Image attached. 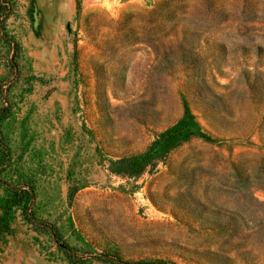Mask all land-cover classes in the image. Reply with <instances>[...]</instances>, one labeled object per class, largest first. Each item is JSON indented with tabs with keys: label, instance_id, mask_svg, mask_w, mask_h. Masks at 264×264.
<instances>
[{
	"label": "rangeland",
	"instance_id": "1",
	"mask_svg": "<svg viewBox=\"0 0 264 264\" xmlns=\"http://www.w3.org/2000/svg\"><path fill=\"white\" fill-rule=\"evenodd\" d=\"M0 25L6 179L34 180L49 233L12 213L0 264H264V0H15ZM188 109L203 136L171 140ZM6 196L0 185V200Z\"/></svg>",
	"mask_w": 264,
	"mask_h": 264
},
{
	"label": "trees",
	"instance_id": "2",
	"mask_svg": "<svg viewBox=\"0 0 264 264\" xmlns=\"http://www.w3.org/2000/svg\"><path fill=\"white\" fill-rule=\"evenodd\" d=\"M15 0H0V25L8 42L15 49L16 55L20 54L21 46L17 40L8 34L5 28V22L13 13ZM8 108H0V124L6 118ZM199 123L192 113L186 109L183 117L172 127L160 134L156 145L145 152L120 158L114 161L113 170L126 174H135L140 172L144 165L150 163L157 155L159 149L173 140L178 144L189 140L193 136H203ZM11 162V153L8 146L2 142V131L0 129V175L8 169ZM0 185L4 188L6 196L0 200V249L1 244L7 235L12 233V213L14 210L21 211L24 219L31 225L42 229L50 234L52 239L64 249L68 257L74 261H84L86 257L97 259L104 262H117L118 258L110 255H103L97 252L85 251L82 253L71 252L72 246L68 244L59 227L47 219L37 216L34 205L37 199L36 184L33 179L21 176L19 180H9L0 176Z\"/></svg>",
	"mask_w": 264,
	"mask_h": 264
}]
</instances>
